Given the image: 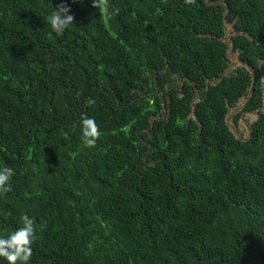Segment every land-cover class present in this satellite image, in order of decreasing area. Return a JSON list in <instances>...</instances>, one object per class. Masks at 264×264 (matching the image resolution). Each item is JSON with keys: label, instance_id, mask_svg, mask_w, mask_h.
<instances>
[{"label": "trees", "instance_id": "obj_1", "mask_svg": "<svg viewBox=\"0 0 264 264\" xmlns=\"http://www.w3.org/2000/svg\"><path fill=\"white\" fill-rule=\"evenodd\" d=\"M61 2L74 21L57 36L46 18ZM92 2L0 0V169L15 173L0 238L26 214L27 264H264V113L246 142L229 131L253 76H223L221 41L231 24L255 72L243 111L257 110L264 0Z\"/></svg>", "mask_w": 264, "mask_h": 264}, {"label": "clouds", "instance_id": "obj_2", "mask_svg": "<svg viewBox=\"0 0 264 264\" xmlns=\"http://www.w3.org/2000/svg\"><path fill=\"white\" fill-rule=\"evenodd\" d=\"M76 2V0H73ZM186 5L196 4V0H184ZM92 6L106 12L110 7V0H93ZM70 8L66 3L61 2L55 10L46 18L52 31L57 36H62L64 32L73 25L74 15L69 14ZM120 9L116 7L113 14H119ZM95 103L89 99V106ZM82 143L87 148H94L101 137V131L96 121L87 115L81 116ZM15 175L14 170L9 167L0 169V194H6L12 191L11 178ZM22 227L15 230L7 238H0V258H4L7 264H27L30 260L33 250L32 244L36 236L35 219L28 215L21 216Z\"/></svg>", "mask_w": 264, "mask_h": 264}, {"label": "rangeland", "instance_id": "obj_3", "mask_svg": "<svg viewBox=\"0 0 264 264\" xmlns=\"http://www.w3.org/2000/svg\"><path fill=\"white\" fill-rule=\"evenodd\" d=\"M222 2V0H221ZM234 36V31L232 28V25L229 23L224 24V36H223V41L227 47V54H228V58H227V70H226V74H228L229 72L233 71L236 68L235 62H236V58L235 56L237 55V52L234 51L232 49L231 51V38ZM245 102V98L241 99L234 108H229L228 109V123L230 125V127L238 132V134H240V136L242 137H247V126H250V124L252 122L255 121V116L249 115V114H245L242 116V111L243 108L238 110V108H240L243 103ZM264 103V101H263ZM237 117L236 122H234V119ZM244 120V121H243Z\"/></svg>", "mask_w": 264, "mask_h": 264}, {"label": "water", "instance_id": "obj_4", "mask_svg": "<svg viewBox=\"0 0 264 264\" xmlns=\"http://www.w3.org/2000/svg\"><path fill=\"white\" fill-rule=\"evenodd\" d=\"M221 41L224 42L223 41V38L221 39ZM232 49H233V43L231 42V51H232ZM226 57L228 58V54L226 55ZM235 58H236V62H235L234 65H236V68L237 67H244L245 70L248 71L253 76L252 83H251V87H250V89H249V91L247 93V96L245 98V102L243 103V105L240 108H238V110H240V109H242V108L245 107V105H246V103H247V101H248V99H249V97L251 95L252 89H253V87L255 85V78H254L255 72L249 66L244 65L240 61L238 54L235 56ZM258 70H259V75H260V79H261V86L263 88V91H262V101H264V60L263 59H260L259 60ZM225 75H226V73L223 74V76H225ZM217 83L218 82H212L213 85H216ZM198 100L199 99H198V95H197V98L194 99V103H196ZM193 112H194V107L192 108V114H193ZM263 113H264V103L262 104L261 107H259L255 111H242V116L241 117H243V115H245V114H249V115L255 116V120H256V119H258V117L260 116V114H263ZM225 123L228 126L229 131L233 134V136H234L235 139H237V140H239L241 142H246L250 138V136H251L250 126H247L246 127V129H247V137L240 136V134H238V132L234 131L230 127V125L228 123V110H227V114L225 116ZM62 159L66 160L67 162L70 161V158L69 157H62Z\"/></svg>", "mask_w": 264, "mask_h": 264}, {"label": "flooded vegetation", "instance_id": "obj_5", "mask_svg": "<svg viewBox=\"0 0 264 264\" xmlns=\"http://www.w3.org/2000/svg\"><path fill=\"white\" fill-rule=\"evenodd\" d=\"M260 60V59H259ZM263 89V88H262Z\"/></svg>", "mask_w": 264, "mask_h": 264}]
</instances>
